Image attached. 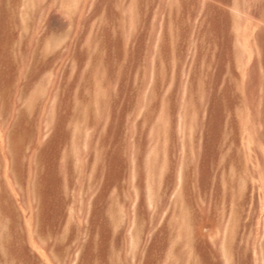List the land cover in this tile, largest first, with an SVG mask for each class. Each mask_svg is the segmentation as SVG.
I'll return each instance as SVG.
<instances>
[{"label": "rangeland", "instance_id": "obj_1", "mask_svg": "<svg viewBox=\"0 0 264 264\" xmlns=\"http://www.w3.org/2000/svg\"><path fill=\"white\" fill-rule=\"evenodd\" d=\"M0 264H264V0H0Z\"/></svg>", "mask_w": 264, "mask_h": 264}]
</instances>
